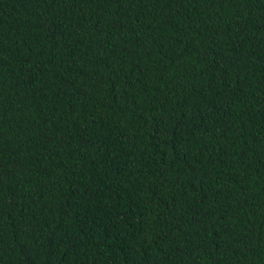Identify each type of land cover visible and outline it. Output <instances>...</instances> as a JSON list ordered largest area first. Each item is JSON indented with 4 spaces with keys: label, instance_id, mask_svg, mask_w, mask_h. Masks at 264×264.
<instances>
[{
    "label": "trees",
    "instance_id": "trees-1",
    "mask_svg": "<svg viewBox=\"0 0 264 264\" xmlns=\"http://www.w3.org/2000/svg\"><path fill=\"white\" fill-rule=\"evenodd\" d=\"M0 264H264V0H0Z\"/></svg>",
    "mask_w": 264,
    "mask_h": 264
}]
</instances>
